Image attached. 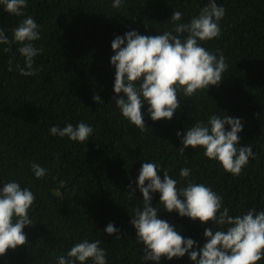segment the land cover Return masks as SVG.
Returning a JSON list of instances; mask_svg holds the SVG:
<instances>
[{
    "label": "trees",
    "instance_id": "obj_1",
    "mask_svg": "<svg viewBox=\"0 0 264 264\" xmlns=\"http://www.w3.org/2000/svg\"><path fill=\"white\" fill-rule=\"evenodd\" d=\"M209 2L123 0L115 9L113 0H27L26 15L40 26L41 38L33 43L42 49L34 58L39 71L33 76H22L17 68L24 67V57L13 29L24 17L0 5V29L11 42L0 44V190L15 181L36 197L30 209L33 225L23 229L27 244L9 249L0 264H57V257L83 240H100L107 264H153L142 260L144 245L131 224L135 209L143 207L137 181L144 162L159 166L161 180L166 170L178 187L188 180L210 187L232 217L253 208L264 211V0H215L225 9L222 34L200 44L217 57L222 53L228 70L208 91L192 97L181 93L171 120L153 121L145 105L142 116L148 129L141 132L115 105L113 40L129 31L144 36L173 31L174 11L183 14L179 23H189ZM94 95L101 101L94 102ZM212 115L240 119L238 147H252L254 158L237 177L206 158L202 149L179 152L187 129L197 122L207 124ZM80 122L94 130L88 142L50 134L53 126ZM33 163L47 169L45 177L36 179ZM182 168L190 169L188 178L180 177ZM150 195L158 218L191 238L193 250L206 243V228L218 229L211 222L168 213L160 205V193ZM109 223L118 230L113 235L105 232ZM159 264L193 262L186 254L162 258Z\"/></svg>",
    "mask_w": 264,
    "mask_h": 264
},
{
    "label": "clouds",
    "instance_id": "obj_2",
    "mask_svg": "<svg viewBox=\"0 0 264 264\" xmlns=\"http://www.w3.org/2000/svg\"><path fill=\"white\" fill-rule=\"evenodd\" d=\"M122 3L123 0H113L112 7L119 9ZM0 5L7 13L24 17L13 29L14 42L20 45L18 51L24 57V67L17 65V68L22 76L36 75L39 69L34 70V58L42 49L35 47L33 42L41 38L40 26L30 15H26L27 0H0ZM182 15L180 11H174L171 17L175 25L173 31L156 36L129 31L124 37L117 36L111 44L115 53L111 57L115 68V105L122 117L141 132L148 129L142 116L145 105L153 121L171 120L180 108L181 93L192 97L199 91H208L222 82L223 74L228 70L222 53L217 57L200 44L220 37V21L225 16V9L218 6L215 0H210L189 23H179ZM185 33L187 35L182 39ZM10 43L5 31L0 29V44ZM3 50L8 52L10 47ZM93 100L101 101L98 95H94ZM226 125L230 131H226ZM242 130L240 119L212 115L207 124L197 122L187 129L179 152L183 154L188 147L202 149L206 158L216 161L226 173L237 177L254 158L251 145L238 147ZM93 131L84 122L76 126L69 123L63 128H50L51 135L67 137L81 144L88 142ZM177 136L181 133L178 132ZM31 170L37 180L47 173V169L37 163L31 165ZM159 172L156 163L144 162L137 181L143 196V207L135 209L131 224L138 240L144 245L143 261L159 264L162 258L172 260L186 254L193 264H257L264 259V211L257 212L253 208L246 214L232 217L229 209L223 207L222 197L210 187L191 180L178 187L177 180L171 178L166 170L163 171V180ZM179 175L188 178L191 171L182 168ZM60 187H65L64 181H60ZM134 192L135 189L129 193L130 197ZM156 192L160 193V205L168 213L175 211L180 217L218 226L215 232L211 228L205 229L206 243L203 247L193 250L195 242L191 238H183L172 225L158 218L160 211L153 207L150 195ZM35 199L32 191L21 188L15 181L5 183L0 190V257L5 256L9 249L15 250L27 244L23 229L33 225L30 209ZM117 231L111 223L105 229L108 235ZM106 255L100 240H83L73 245L66 255L57 257V264H85L87 261L107 264Z\"/></svg>",
    "mask_w": 264,
    "mask_h": 264
}]
</instances>
